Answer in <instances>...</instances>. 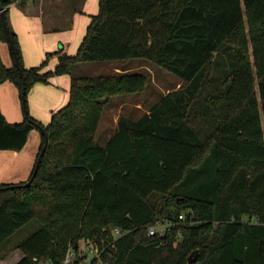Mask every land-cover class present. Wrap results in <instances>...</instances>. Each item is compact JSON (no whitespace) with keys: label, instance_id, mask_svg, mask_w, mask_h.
<instances>
[{"label":"trees","instance_id":"trees-1","mask_svg":"<svg viewBox=\"0 0 264 264\" xmlns=\"http://www.w3.org/2000/svg\"><path fill=\"white\" fill-rule=\"evenodd\" d=\"M12 1L0 0V44L4 14L23 74L11 46L12 65L0 48V83H15L22 100L87 60L147 57L185 84L137 118L121 114L104 145L96 133L110 99L143 91L148 74L72 76L69 100L46 124L29 111L10 121L0 105V148L21 149L35 127L37 158L47 145L29 185L0 184V258L16 240L14 264H64L70 249L71 264H87L80 240L92 239L99 254L89 264H264V0H99L77 51L56 50L51 69L50 52L24 64ZM212 147L214 191L174 192ZM163 218L173 228L150 235Z\"/></svg>","mask_w":264,"mask_h":264},{"label":"rangeland","instance_id":"rangeland-1","mask_svg":"<svg viewBox=\"0 0 264 264\" xmlns=\"http://www.w3.org/2000/svg\"><path fill=\"white\" fill-rule=\"evenodd\" d=\"M86 1V2H85ZM71 2V3H70ZM68 6V4H66ZM69 7L71 13L77 11L80 13L79 19L73 18V15L65 18L58 19V25H55L54 29L52 26L46 24L42 25L40 29V34H38V40L43 43V56L41 62L47 57V52H45V47L50 48L51 56L48 58L50 61L55 57L56 44L58 47L63 46V48H57L69 50L78 42L81 35H85V26L87 23L88 12H92L96 7L99 8V0H69ZM96 11V10H95ZM98 11V10H97ZM10 25L11 24V9L8 11ZM51 28V29H50ZM246 28H248L246 22ZM86 33V32H85ZM18 35V34H17ZM82 35V36H83ZM83 38V37H81ZM20 41V38L18 36ZM46 40V41H45ZM59 40V41H58ZM82 40V39H81ZM53 46H48V45ZM75 43V44H74ZM2 55L7 63L13 64V57L10 53L9 41L2 42ZM21 51L24 59V49L20 42ZM55 47V48H54ZM77 46H75L76 49ZM73 50V49H72ZM75 50L74 52H76ZM48 59V61H49ZM25 64V61H24ZM40 64V62H39ZM26 65V64H25ZM141 71L150 76L148 85L141 92H131L119 95H114L110 99L109 106L104 110L103 115L100 119L99 126L96 133V139L98 143L104 145L109 137V135L114 131L117 120L121 114L130 115L133 118H137L144 112L150 110L152 105L156 103L163 94L167 93L171 89L178 88L185 84V81L180 79L175 73L167 68L160 67L154 64L147 57H135L129 61L124 60H87L79 61L78 63L72 64L70 73H62L53 75L49 82L37 81L28 91L27 94V106L29 113L33 116L32 111H37L40 114L41 122L48 123L52 116V109H57L60 106L61 96L55 95L56 92L51 93L50 88H54L51 84H55L58 89H60L63 94L67 90V82L70 77L75 76H98L103 74H110L115 71ZM54 77V83H52V78ZM15 85V83H13ZM37 84H39L37 86ZM16 86V85H15ZM37 86V87H36ZM16 96L18 104L20 105V112L22 118L16 119L12 117V91L9 93H2L1 100L6 104L5 111L8 118L14 119L13 121H20L25 117V109L23 105V100L20 97V92L16 86ZM51 98L50 96H53ZM11 100V103H10ZM61 101V100H60ZM122 104V109L119 110V106ZM138 104V105H137ZM38 114V115H39ZM35 117V116H34ZM36 136L40 135V129L34 128ZM30 146L37 141V137L31 136ZM38 146V144H37ZM0 149H10L11 148H0ZM11 168V157L6 154L0 155V179L5 176L7 171ZM217 180V165L215 157V148L212 147L207 158L197 167L189 168L187 175L181 180L173 189L181 195H194L203 196L211 194L214 191L215 183ZM19 234L18 232L16 233ZM15 234V235H16ZM14 235V236H15ZM26 235V234H25ZM16 240L7 244L6 248L9 249L10 253L0 258V264L8 263L17 260V257L21 253L19 248H14L11 252V247H14ZM81 254H84L85 261L89 264V260L92 256L97 254V245L92 239H82L80 240ZM46 264H48L46 262ZM100 264V263H99Z\"/></svg>","mask_w":264,"mask_h":264},{"label":"crops","instance_id":"crops-1","mask_svg":"<svg viewBox=\"0 0 264 264\" xmlns=\"http://www.w3.org/2000/svg\"><path fill=\"white\" fill-rule=\"evenodd\" d=\"M66 4H68V6ZM9 8L11 9V24L13 26V29L18 34L20 38V42L24 49V59H25L24 61H25L26 66L37 65L39 64V62L41 63L44 46H43V43L38 40V34H40V29L42 28L43 24L52 26V28L54 29L55 28L54 26L59 24L58 23L59 18L63 19L65 17L70 16V14L73 15V18L79 19V16H80V13H78L77 11H75L74 13H71V11L69 10L70 9L69 0H13L11 4L9 5ZM97 10L98 8L96 7L92 12H88V11L86 12L88 13V15H87V23H86L85 29H87V26L89 22L91 21V15L96 13ZM82 35L81 37H84V35L83 36ZM81 37L76 44L74 43L75 44L74 47H72L69 50L67 49L66 51L73 53L75 50H77L81 42V39H83ZM2 42H5V41H2ZM2 42L0 44L1 50L3 47ZM48 46L50 47L53 45H51L50 43V45ZM75 46H77L76 49H75ZM63 47L64 45L58 47L56 44V50L57 48H63ZM50 50H51L50 48L45 47V52H47L48 55H49ZM1 54H3L2 51H1ZM50 54L52 53L50 52ZM3 60H4V57H3ZM51 60L52 61H50L49 59L48 64L45 67V69H51L55 67L58 61L57 55L55 54L54 59H51ZM7 64L11 65V63H7ZM69 78L70 79L67 82L68 87H67V90L64 92V94L60 89L56 87L55 84H51L54 88H50V92L51 93L56 92V94L54 93L55 95L59 97L61 96V99H60L61 101L60 100L58 101V104L60 102V105H59L60 107L69 100V88H70L71 77L69 76ZM51 82L52 83L55 82L54 77L52 78ZM38 85L39 84H37V86ZM16 89H17L16 86L10 80L0 83L1 108L3 112L5 113L6 117L8 118L7 113L5 111L6 104L1 100V94L2 93L11 94V91H12L11 96L13 98V101H12L13 105H12L11 113H12V117L15 118V120L22 118L20 117L21 112H20V105L18 104V100L16 96V93H17ZM50 97L54 98V95ZM10 103H11V100H10ZM121 107H122V104L119 106V110L122 109ZM54 110L56 109L55 108L52 109V112ZM32 114L38 119L41 118L40 114L37 113V111H32ZM13 120L14 119H11L10 121H13ZM31 136L35 137V139L37 137V141L35 142V144L33 143L30 146L29 139ZM40 144H41V133L39 136H36L35 129L33 128L29 133V137H28L26 144L21 149L19 150L0 149V155L6 154L8 157H11V168L7 171L5 176L0 179V184L3 182H20V181H24L28 179L34 168L37 155L39 152ZM20 252L21 253L17 257V260L11 262V264L16 263L18 260L22 258L23 252L22 251ZM4 264H8V263H4Z\"/></svg>","mask_w":264,"mask_h":264},{"label":"built area","instance_id":"built-area-1","mask_svg":"<svg viewBox=\"0 0 264 264\" xmlns=\"http://www.w3.org/2000/svg\"><path fill=\"white\" fill-rule=\"evenodd\" d=\"M185 217H186L185 213L179 214L180 220H184ZM172 228H173V222L168 219L163 218L157 221L155 224L151 225L148 229V232L150 235L164 234L167 231L171 230ZM115 230L116 232H118L120 228L117 227ZM97 254H99L98 247H97ZM74 255H75L74 251L70 249L64 260V264H71L73 262ZM42 264H46V262H42Z\"/></svg>","mask_w":264,"mask_h":264},{"label":"water","instance_id":"water-1","mask_svg":"<svg viewBox=\"0 0 264 264\" xmlns=\"http://www.w3.org/2000/svg\"><path fill=\"white\" fill-rule=\"evenodd\" d=\"M1 11H3V8L2 7H1ZM3 20H4V25H5L6 32L9 35V43H10V46H11L12 51L14 53V58H15L16 64H17L20 72L23 74V69H22V66H21V63H20L19 55H18V52H17V50L15 48V45L13 43L12 37L10 35L9 25H8V22H7V20H6L5 16H4V14H3ZM23 105H24L25 113L28 114V112H27L28 111L27 99L25 97V94H23ZM42 131L45 133L46 139L48 141V133H47V131L45 130V128H42ZM46 146L47 145H45L42 148L41 154L45 151ZM41 154L38 156V158L36 160L37 162H36V166H35V168L33 170V174L30 176L29 180L26 182L27 185H29L32 182V180L34 179V177H35V174H36L37 169H38V163L40 162V159H41ZM2 188H3V186H0V190Z\"/></svg>","mask_w":264,"mask_h":264}]
</instances>
